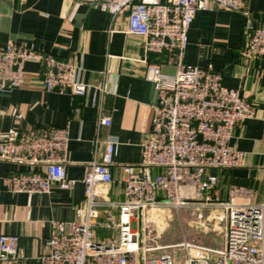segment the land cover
<instances>
[{"label":"built area","instance_id":"1","mask_svg":"<svg viewBox=\"0 0 264 264\" xmlns=\"http://www.w3.org/2000/svg\"><path fill=\"white\" fill-rule=\"evenodd\" d=\"M210 3L223 10L238 11L248 18L244 32V57H264V25L253 28L250 12L242 0H103L100 7L116 16L129 11L132 35L142 36L145 55H167L176 62L174 74L148 63L147 79L158 93L152 136L142 145L138 166L124 167L123 197L113 200L110 187L118 140L99 138L104 144L87 165L83 184L85 203L77 219L56 223L46 251L36 264H264V196L258 201L254 189L231 185L221 198L219 177L212 171L241 167L244 153L231 147L234 130L256 114V107L239 91L226 87L213 66L199 69L182 65L188 33L199 11ZM42 67L44 91H69L85 97L90 86L81 81L82 66L45 53L32 45L13 42L0 48V93L26 84L25 66ZM99 127L111 118L101 115ZM69 130L47 127L14 132L0 141V159L23 167L4 179L15 194L40 195L53 187L73 189L78 181L65 172ZM157 171V172H155ZM166 208H189L203 217L204 210H220L224 222V246L218 250L183 236L179 243L158 245L162 230L152 216ZM100 229L117 231L107 241ZM182 254L183 261H176ZM19 237L0 235V261H19Z\"/></svg>","mask_w":264,"mask_h":264},{"label":"crops","instance_id":"2","mask_svg":"<svg viewBox=\"0 0 264 264\" xmlns=\"http://www.w3.org/2000/svg\"><path fill=\"white\" fill-rule=\"evenodd\" d=\"M102 1L0 0V48L10 42L32 45L78 63L81 81L90 86L85 97L69 91L46 92L39 81L42 67L28 62L25 86L0 93V141L14 132L67 128L70 141L65 172L78 181L71 190L53 187L40 195L11 193L4 179L23 167L0 159V235L18 236L22 254L19 261L0 264H36L46 251L54 225L77 219V211L85 203L82 181L87 165L96 155L100 159L104 151V144L95 143L98 138L118 140L110 197L121 200L124 167L140 165L142 145L152 136L158 93L147 79L148 63L160 64L165 73L174 74L176 62L170 64L167 55H145L143 37L128 32L129 11L112 16L100 7ZM242 2L253 28L264 25V0ZM247 25L248 18L242 13L210 3L195 16L181 63L199 69L213 66L226 87L255 105V116L235 128L230 142L232 148L244 153L243 165L212 172L219 177L222 199H227L229 186L239 185L256 190L261 201L264 57L242 56ZM101 115L111 118L109 127H99Z\"/></svg>","mask_w":264,"mask_h":264},{"label":"rangeland","instance_id":"3","mask_svg":"<svg viewBox=\"0 0 264 264\" xmlns=\"http://www.w3.org/2000/svg\"><path fill=\"white\" fill-rule=\"evenodd\" d=\"M222 213L220 210H204L203 217L199 219L198 212L189 208L180 210L166 208L156 212L152 216V224L157 226L158 230H162L156 244L164 246L179 243L185 236L190 241L194 240L205 246L221 250L224 246V222L220 220ZM117 235V231L99 230L101 241H107ZM175 256L177 262L183 261L182 254Z\"/></svg>","mask_w":264,"mask_h":264}]
</instances>
